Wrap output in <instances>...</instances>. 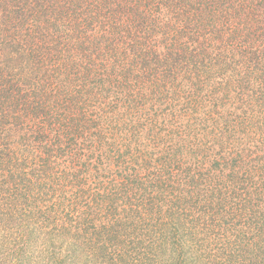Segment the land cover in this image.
I'll use <instances>...</instances> for the list:
<instances>
[{"label": "trees", "instance_id": "16d2710c", "mask_svg": "<svg viewBox=\"0 0 264 264\" xmlns=\"http://www.w3.org/2000/svg\"><path fill=\"white\" fill-rule=\"evenodd\" d=\"M16 175L0 264H264V0H0Z\"/></svg>", "mask_w": 264, "mask_h": 264}, {"label": "rangeland", "instance_id": "374dc122", "mask_svg": "<svg viewBox=\"0 0 264 264\" xmlns=\"http://www.w3.org/2000/svg\"><path fill=\"white\" fill-rule=\"evenodd\" d=\"M103 64H104V66H105V62H103ZM106 79H107V78L104 79V81H105V82H104L105 85H107V84H106ZM78 82H79V80H78ZM90 85L92 86V84H90ZM180 85L183 87L182 84H180ZM173 91H175V90L173 89ZM99 92H100V90H99ZM0 179H1V178H0ZM23 179H24V177L16 175L15 177H12L11 179H9V182H8V183H4V184H3V183H0V190H4V191H5V190H6L5 187H7V186H8V187H11L12 185H14V186L17 185V186H18V185L21 184V182H22L23 186L25 187V185L28 184V183H27L26 181L24 182ZM2 184H3V185H2ZM6 184H7V185H6ZM1 185H2V187H1ZM28 190H29V189H28ZM23 191H24V189H23Z\"/></svg>", "mask_w": 264, "mask_h": 264}]
</instances>
